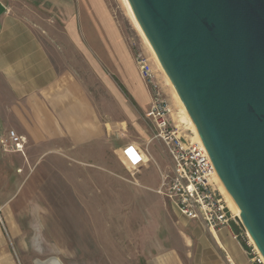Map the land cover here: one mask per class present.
I'll return each mask as SVG.
<instances>
[{
	"label": "crops",
	"instance_id": "obj_1",
	"mask_svg": "<svg viewBox=\"0 0 264 264\" xmlns=\"http://www.w3.org/2000/svg\"><path fill=\"white\" fill-rule=\"evenodd\" d=\"M0 2L6 8L0 17L2 216V202L22 199L19 195L26 184L45 183L37 179L50 176L51 164L73 169V161L94 165L99 159H114L113 154L121 159L118 151L125 144L122 126L99 108L95 73L120 104L128 106L131 100L138 110L145 112L151 94L107 0ZM44 18L68 26L73 41L84 49L81 57L89 71L82 74L75 67L62 68L55 61L36 29L43 25ZM87 73L94 74V81L87 78ZM11 130L26 138L24 153L3 150L1 139L9 138ZM135 144L140 148L142 143ZM153 158L158 162L156 153ZM160 183L151 187L137 179L140 188L131 183L135 190H141L137 195H145L146 187L158 198L155 204L144 205L146 214H155L154 235L140 253L139 264H257L245 243L234 237L243 232L238 224L232 222L214 230L185 217L158 193ZM7 249L0 225V256H8ZM5 259L0 264H14L10 257Z\"/></svg>",
	"mask_w": 264,
	"mask_h": 264
},
{
	"label": "rangeland",
	"instance_id": "obj_2",
	"mask_svg": "<svg viewBox=\"0 0 264 264\" xmlns=\"http://www.w3.org/2000/svg\"><path fill=\"white\" fill-rule=\"evenodd\" d=\"M107 1L129 42L135 63L136 47L150 56L171 107V121L177 125L172 115L176 110L173 92L162 69L155 66L122 1ZM42 11L45 15L49 13L45 9ZM43 21L36 29L55 61L62 68L75 67L82 74L89 71L87 62L81 57L84 49L73 41L68 26L53 24L46 18ZM95 75L99 108L122 126L125 144L118 151L122 161L113 154L114 159H99L94 165L73 161L74 170L60 163L51 164L50 176L37 179L45 183L26 184L21 194L15 196L22 199L2 202L0 225L8 256H0V260L10 257L14 264H139L140 253L154 235L155 214H146L144 205L155 204L158 198L146 187L143 188L145 195H137L141 190H135L131 184L140 188L139 179L147 186L157 187L163 173L172 169L163 143L156 138V124L148 117L152 103L145 112L138 110L131 100L128 106L120 104L116 95L111 96L110 90L103 87L100 75ZM86 76L94 81V74ZM136 141L142 143L140 148ZM134 150L142 157L135 165ZM155 153L158 162L153 158ZM232 215L237 214L233 212Z\"/></svg>",
	"mask_w": 264,
	"mask_h": 264
},
{
	"label": "water",
	"instance_id": "obj_3",
	"mask_svg": "<svg viewBox=\"0 0 264 264\" xmlns=\"http://www.w3.org/2000/svg\"><path fill=\"white\" fill-rule=\"evenodd\" d=\"M125 2L264 257V0Z\"/></svg>",
	"mask_w": 264,
	"mask_h": 264
},
{
	"label": "built area",
	"instance_id": "obj_4",
	"mask_svg": "<svg viewBox=\"0 0 264 264\" xmlns=\"http://www.w3.org/2000/svg\"><path fill=\"white\" fill-rule=\"evenodd\" d=\"M136 64L141 77L151 94V109L148 117L156 124V138L163 143L171 161V172L163 173L158 192L169 200L182 215L197 220L209 229H220L236 224L234 217L220 190L212 180L216 173L215 165L203 142L191 141L171 121V107L154 71L150 56L136 47ZM26 138L10 131L9 138L1 139L3 150L25 152ZM133 155V154H132ZM136 163L142 161L139 151L134 150ZM142 155V154H141ZM247 246L252 259L264 264V257L251 241L247 231L235 234ZM257 248V249H256Z\"/></svg>",
	"mask_w": 264,
	"mask_h": 264
},
{
	"label": "bare ground",
	"instance_id": "obj_5",
	"mask_svg": "<svg viewBox=\"0 0 264 264\" xmlns=\"http://www.w3.org/2000/svg\"><path fill=\"white\" fill-rule=\"evenodd\" d=\"M124 6V9L128 15V17L130 18L131 22L133 23V25L135 26V28L138 30L139 34L141 35L144 43L146 44L145 46L148 48L147 50L149 51L150 55L152 56V59L154 60V64L155 66L157 65V67L159 69H162L161 66L159 65L157 59L155 58L152 50L150 49L147 41L145 40L142 32L140 31L138 25L136 24L133 16L131 15L129 8L125 2V0H121ZM163 71V70H162ZM164 73V72H163ZM165 76V80L167 81V84L171 86V84L169 83L166 75ZM172 92H173V100H174V104L176 107V110L174 112H172L173 118L177 124V127L181 130L182 133L185 134L186 137H188L191 141L193 142H198L199 144H201L202 140L200 138V135L198 134L197 130L195 129L194 125L192 124L190 118L188 117L185 109L183 108L180 100L178 99L176 93L174 92L172 86H171ZM212 180L215 183V185L217 186V188L220 190L221 194L224 197V200L228 206V208L230 209V211L234 212V214H237L236 216L240 217V210L239 207L237 206V204L235 203L234 199L232 198V196L229 194V192L227 191V189L225 188L221 178L219 177L218 174H214L212 176ZM227 200V201H226ZM229 203V204H228ZM230 205V206H229ZM232 209V210H231ZM232 212V214H233ZM249 234V233H248ZM250 236V234H249ZM251 237V236H250ZM251 241L255 244V242L253 241L252 237H251ZM257 247V246H256ZM257 249V248H256Z\"/></svg>",
	"mask_w": 264,
	"mask_h": 264
}]
</instances>
